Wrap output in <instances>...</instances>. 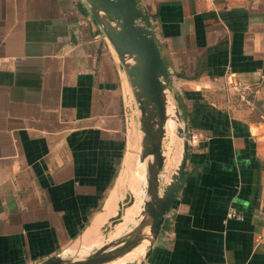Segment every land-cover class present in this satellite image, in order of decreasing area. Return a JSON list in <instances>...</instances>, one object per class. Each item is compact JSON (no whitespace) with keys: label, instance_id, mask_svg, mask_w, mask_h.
Instances as JSON below:
<instances>
[{"label":"crops","instance_id":"0c3cea01","mask_svg":"<svg viewBox=\"0 0 264 264\" xmlns=\"http://www.w3.org/2000/svg\"><path fill=\"white\" fill-rule=\"evenodd\" d=\"M136 1L198 140L153 252L130 264H264V0ZM136 105L86 0H0V264H38L93 222Z\"/></svg>","mask_w":264,"mask_h":264},{"label":"water","instance_id":"95a60500","mask_svg":"<svg viewBox=\"0 0 264 264\" xmlns=\"http://www.w3.org/2000/svg\"><path fill=\"white\" fill-rule=\"evenodd\" d=\"M90 9L114 45L124 67L140 110L141 140L138 161L143 162L146 181L137 220L128 229L95 248L92 252L74 254L59 251L38 264H112L134 254L147 259L177 197L189 159L190 126L178 107L173 127L182 140L181 158L167 183L162 181L167 158L164 140L167 135L171 74L156 40L153 27L136 0H86ZM134 195L120 203L124 210L133 204ZM123 209L111 218L112 226L122 220ZM111 225L107 226L109 230ZM134 255V256H135Z\"/></svg>","mask_w":264,"mask_h":264},{"label":"bare ground","instance_id":"6f19581e","mask_svg":"<svg viewBox=\"0 0 264 264\" xmlns=\"http://www.w3.org/2000/svg\"><path fill=\"white\" fill-rule=\"evenodd\" d=\"M169 111L170 115L167 121L168 129L166 138L169 135L171 126L177 123V118L172 114L174 112V108L170 105ZM164 147L166 148L167 158L164 170L162 171V181L163 183H167L181 158L183 144L182 141H179V139L174 135L171 137V141L168 142V145L164 140ZM138 154L139 150L137 148L135 138L131 135L125 154L123 169L104 208L96 215L93 222L70 246V252L87 250L90 246L95 244L102 245L107 240L116 237L121 232L126 230L127 226L135 221L141 209L142 196L146 181L145 165L143 162L137 160ZM123 191H125V195L123 194ZM126 195H134L136 200L124 210L120 203L125 201ZM122 199L123 201H121ZM119 206L121 207L120 209H123L122 220L111 226L107 232V223L110 218L117 214ZM133 253V255L136 254L135 252Z\"/></svg>","mask_w":264,"mask_h":264},{"label":"rangeland","instance_id":"374dc122","mask_svg":"<svg viewBox=\"0 0 264 264\" xmlns=\"http://www.w3.org/2000/svg\"><path fill=\"white\" fill-rule=\"evenodd\" d=\"M136 104V103H135ZM169 104H170V106H172V108H175V107H178V109L180 110V112H181V109H180V107H179V104H178V102H177V100H176V98H175V95H174V93L172 92L171 93V91L169 92ZM134 110H135V116H134V122H135V129H136V131L138 132L137 134V139H136V145H137V148H138V150H139V148H140V143H139V138H140V136H139V134L141 133V130H140V127H139V124H140V110H139V108H138V106L136 105L135 107H134ZM130 113H131V116H133V109L131 110V108H130ZM181 114H182V118H183V120L184 121H186V118L184 117V115H183V113L181 112ZM134 126V125H133ZM173 127H174V125L173 126H171V128H170V131H169V135H168V137L167 138H165V142H166V144L168 145V142L169 141H171V137L172 136H176L178 139H179V141L181 140L180 139V137L176 134V133H174V131H173ZM182 141V140H181ZM137 160H138V158H137ZM123 194L125 195V191H123ZM123 195V196H124ZM126 197V196H125ZM124 197V198H125ZM123 198V199H124ZM123 199L121 200V201H123ZM121 207L119 206V208H118V211H119V209H120ZM118 213V212H117ZM117 215V214H116ZM137 220V218L135 219V221ZM135 221L133 222V223H130L129 224V226H127V229L130 227V226H132L134 223H135ZM108 225H111L112 226V221H111V218L109 219V221H108V223H107V226ZM111 228V227H110ZM107 232L109 231V230H106ZM125 231V230H124ZM122 233V232H121ZM114 238V237H113ZM111 240V239H110ZM107 241H109V240H107ZM106 241V242H107ZM105 242V243H106ZM104 244V243H103ZM99 246H101V245H92V246H90L87 250H81V251H76V252H73L74 254H80V253H88V252H92L95 248H97V247H99ZM139 256V255H138ZM137 255H135V257L137 258L138 257ZM134 255L133 254H129V255H127V256H125V257H123L122 259H120V260H117V261H115V262H113L112 264H122V263H125V264H130V262L131 261H133L134 260ZM122 260V261H121Z\"/></svg>","mask_w":264,"mask_h":264},{"label":"built area","instance_id":"2783aa9c","mask_svg":"<svg viewBox=\"0 0 264 264\" xmlns=\"http://www.w3.org/2000/svg\"><path fill=\"white\" fill-rule=\"evenodd\" d=\"M231 84H233L234 88L238 91H240L241 93V97L246 100V101H249V97H248V94L251 90V87L248 86V85H245V84H242L236 80H231L230 81ZM131 99V97H129ZM132 101V99H131ZM131 110H132V106H130ZM188 138H189V142H190V145H193L194 143L197 142L198 140V135L194 132H190L189 135H188ZM228 217H238L240 218L241 215L237 212V210L235 208H230L229 211H228Z\"/></svg>","mask_w":264,"mask_h":264}]
</instances>
